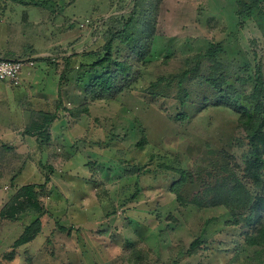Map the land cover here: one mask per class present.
I'll return each mask as SVG.
<instances>
[{
	"label": "rangeland",
	"instance_id": "1",
	"mask_svg": "<svg viewBox=\"0 0 264 264\" xmlns=\"http://www.w3.org/2000/svg\"><path fill=\"white\" fill-rule=\"evenodd\" d=\"M66 1L80 14L69 56L48 62L54 86L0 101V208L49 179L43 213L0 219V264H264V245L245 241L264 226V171L255 184L248 169L264 118V0ZM104 74L107 93L93 88ZM42 112L57 115L47 142L24 133ZM35 219L41 232L13 248Z\"/></svg>",
	"mask_w": 264,
	"mask_h": 264
},
{
	"label": "crops",
	"instance_id": "2",
	"mask_svg": "<svg viewBox=\"0 0 264 264\" xmlns=\"http://www.w3.org/2000/svg\"><path fill=\"white\" fill-rule=\"evenodd\" d=\"M44 1L0 0V56H10L7 57L9 59L29 58L35 64V68L32 62L31 67L26 65L23 68L21 90L8 92L0 83V101L4 98L5 92L11 94L12 97L31 98L32 102L38 98H45L47 88L52 84L51 81L49 84L47 82L50 73L54 70L51 66L49 69V60L54 52L58 51L61 54L60 57L69 56L67 52L68 34L70 33L67 29L68 18L77 16L78 1L72 4L66 0L60 4L56 1ZM4 43H10V45L4 47ZM53 86L52 84L51 87ZM48 96V99L52 98L50 94ZM13 113L15 117V111ZM10 133L12 132L8 134Z\"/></svg>",
	"mask_w": 264,
	"mask_h": 264
},
{
	"label": "trees",
	"instance_id": "3",
	"mask_svg": "<svg viewBox=\"0 0 264 264\" xmlns=\"http://www.w3.org/2000/svg\"><path fill=\"white\" fill-rule=\"evenodd\" d=\"M130 24V21L127 25ZM107 55L103 60L95 63L94 67H101L106 62L111 60V45L107 47ZM209 55H214L213 52H208ZM117 67H120L122 71L127 70V66L123 63H117ZM192 70L184 71L179 79L178 85L181 87L183 83L188 80L189 74ZM109 74L101 75L93 83V88H98L102 93H107L110 91L112 82ZM41 123H35L34 126H28L24 133L31 137H36L42 142H47L49 140L48 130L50 125L57 118L55 113H40ZM264 128V118L260 121L259 126L250 138L249 143L251 146V159L248 162V169L250 175L255 184H258L261 181V174L264 171V137L261 134V130ZM183 179V173H181V180ZM49 179L45 180L44 185H25L21 187L17 193L6 203L3 208L0 210V219L15 221L19 216L23 215L26 212H33L35 214H41L44 212V206L39 199L37 190L42 189L46 184H48ZM259 204L254 203L251 206V213L244 219L245 222L249 225L254 221L253 218L259 216ZM42 223L40 219H35L32 223L25 227L22 234L18 239L13 243V248H18L24 246L31 241H33L37 235L41 232ZM63 229V228H62ZM246 244L248 246H261L264 245V226H260L255 229L252 233L246 234L245 238ZM198 244V241H195L191 248H195Z\"/></svg>",
	"mask_w": 264,
	"mask_h": 264
},
{
	"label": "built area",
	"instance_id": "4",
	"mask_svg": "<svg viewBox=\"0 0 264 264\" xmlns=\"http://www.w3.org/2000/svg\"><path fill=\"white\" fill-rule=\"evenodd\" d=\"M26 65L32 63L26 60L9 59L0 56V81L17 87L21 84V73Z\"/></svg>",
	"mask_w": 264,
	"mask_h": 264
}]
</instances>
